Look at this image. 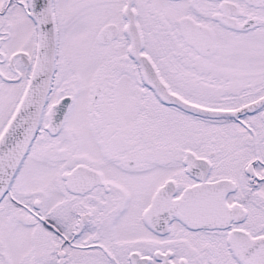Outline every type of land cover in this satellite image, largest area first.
I'll list each match as a JSON object with an SVG mask.
<instances>
[{"label": "snow or ice", "instance_id": "6c2138e0", "mask_svg": "<svg viewBox=\"0 0 264 264\" xmlns=\"http://www.w3.org/2000/svg\"><path fill=\"white\" fill-rule=\"evenodd\" d=\"M0 264H264V0H0Z\"/></svg>", "mask_w": 264, "mask_h": 264}]
</instances>
